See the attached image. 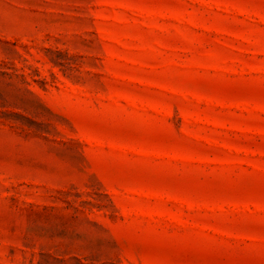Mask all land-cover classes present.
<instances>
[{
  "label": "rangeland",
  "instance_id": "obj_1",
  "mask_svg": "<svg viewBox=\"0 0 264 264\" xmlns=\"http://www.w3.org/2000/svg\"><path fill=\"white\" fill-rule=\"evenodd\" d=\"M0 264H264V0H0Z\"/></svg>",
  "mask_w": 264,
  "mask_h": 264
}]
</instances>
